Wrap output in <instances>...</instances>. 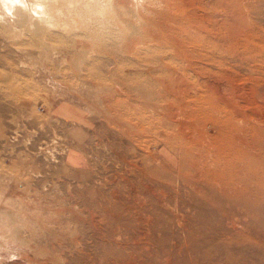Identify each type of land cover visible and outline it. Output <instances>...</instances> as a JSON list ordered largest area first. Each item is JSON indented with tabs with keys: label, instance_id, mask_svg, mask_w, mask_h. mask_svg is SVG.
I'll use <instances>...</instances> for the list:
<instances>
[{
	"label": "rangeland",
	"instance_id": "374dc122",
	"mask_svg": "<svg viewBox=\"0 0 264 264\" xmlns=\"http://www.w3.org/2000/svg\"><path fill=\"white\" fill-rule=\"evenodd\" d=\"M98 1L0 28V264H264V202L212 219L191 184L235 126L264 194V0Z\"/></svg>",
	"mask_w": 264,
	"mask_h": 264
},
{
	"label": "bare ground",
	"instance_id": "6f19581e",
	"mask_svg": "<svg viewBox=\"0 0 264 264\" xmlns=\"http://www.w3.org/2000/svg\"><path fill=\"white\" fill-rule=\"evenodd\" d=\"M123 5L121 3V6ZM98 6H101L98 0H0V28L6 24L4 19L8 13L12 20H15L14 22L32 26V31L30 29L29 31L33 32L31 34L35 35V38L47 40L46 37L52 36L56 27L62 26V29L63 27L66 29L68 24L75 25V20L79 21L80 19L81 21L85 17L88 18L96 9L98 11ZM88 19L93 18L89 17ZM233 131H236L235 126H233V134L230 136L234 145L226 149L229 155L226 157L228 161L226 160L225 163L221 162L222 159L219 161L223 167L209 181L211 184L217 185L218 192L206 193L200 188L201 186L191 182L196 190V195L205 196L206 201L211 203L209 209L212 213L209 214L212 219L223 216L238 221L236 217L239 216L235 215L236 211V213L244 214L247 217L262 216L260 205L264 202V194L261 192V188L250 184L251 176H254L253 171L258 168V164L240 147L236 146L239 145L242 138H240V134L236 135ZM256 225L264 228V222L256 223Z\"/></svg>",
	"mask_w": 264,
	"mask_h": 264
}]
</instances>
